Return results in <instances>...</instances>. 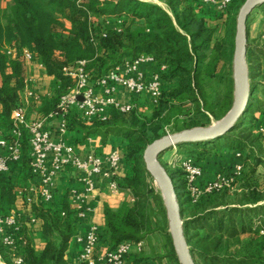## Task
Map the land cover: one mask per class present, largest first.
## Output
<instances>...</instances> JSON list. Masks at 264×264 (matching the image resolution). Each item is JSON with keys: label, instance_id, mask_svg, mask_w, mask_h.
I'll use <instances>...</instances> for the list:
<instances>
[{"label": "trees", "instance_id": "trees-1", "mask_svg": "<svg viewBox=\"0 0 264 264\" xmlns=\"http://www.w3.org/2000/svg\"><path fill=\"white\" fill-rule=\"evenodd\" d=\"M160 1L170 13L143 0H7L0 7L1 127L10 126L11 111L21 104L22 49L42 62L55 83L52 96L39 106L34 104L40 116L57 111L58 98L74 84L62 69L79 60L85 61L88 81L95 83L123 62L131 63L148 54L164 67L163 79L176 82L172 88L163 89L157 105L148 114L138 107L126 112L112 108L106 118L93 119L89 124L71 117L70 129L80 128L85 136L97 134L103 145L111 136L125 141L121 161L130 164V172L114 180L120 191L129 192L131 201L126 199L116 209L103 205L104 224L99 226L93 253L98 256L123 242L135 245L146 239L151 241L152 237L160 246L152 250L153 257L144 249H132L125 264H150V261L179 264L168 232L163 198L145 170L142 159L145 146L169 133L170 125L171 133L207 126L210 116L221 119L233 102V38L236 16L244 0H231L225 12L200 0ZM216 17L222 18L224 26L219 37L217 29L207 24L209 18ZM113 24H118L119 31ZM7 47L13 52L11 56L6 54ZM246 61L252 78L249 103L242 121L222 136L237 144L240 153L223 172L230 178L228 184L222 182L220 187L201 193L192 202L181 169L167 170L195 264H264V175L257 169L264 164V134L258 132L264 123V105L255 98V90L264 83L255 80L262 74L264 53L247 45ZM218 78L225 79V84L220 101L214 105L208 85ZM206 143L177 145L193 149L186 153L193 155L202 168L199 159L213 149ZM27 163L24 143L21 162L0 175V205L4 210L22 201L16 191L24 178L29 177ZM237 163H241V169L234 173ZM203 170L197 182L201 186L208 182L202 178ZM66 196L67 191L58 201L30 206L21 230L26 239L21 251L26 264H70L67 253L72 240L75 242L74 226L78 218ZM29 228L41 232L44 238L41 248L31 244ZM0 256L8 260L7 248L1 242Z\"/></svg>", "mask_w": 264, "mask_h": 264}, {"label": "built area", "instance_id": "built-area-1", "mask_svg": "<svg viewBox=\"0 0 264 264\" xmlns=\"http://www.w3.org/2000/svg\"><path fill=\"white\" fill-rule=\"evenodd\" d=\"M200 1L203 4L214 6L218 11L225 12L231 0ZM114 26L119 31L118 24ZM5 51L7 55L13 54L11 48L7 47ZM20 57L24 70L21 104L12 109L10 126L7 128L0 126V175L7 174L13 164L21 162L24 143L29 170L26 182H23L16 191L17 196L22 200L21 203L5 210L0 205V242L7 248V258L10 264H26L21 254L26 243V239L21 234L24 218L30 211V206L57 199L58 194L53 184L56 174L69 168H75L89 173L88 176L81 178L85 192L94 190V181L89 177L90 174L106 178L112 191L119 190L114 178L119 175L120 171V151L112 149L104 158L94 155L80 159L75 145L69 142L67 137L71 117L75 115L89 124L93 119L106 118L112 108L119 112H126L136 107L137 99L144 95L150 99L153 107L157 105L165 84L162 77L164 67L161 65H158V69L148 76L138 71L140 63L154 60L148 54L140 55L131 63L123 62L95 83L88 81L85 61L79 60L74 65L65 66L62 69L64 75L71 78L74 84L58 98L57 111L49 112L45 116L30 117L27 114L29 103L39 106L44 99H49L53 94L55 83L49 90L44 87L43 80H40V76H47L44 66L27 49L20 51ZM30 64H33V73L29 71L28 65ZM118 87L129 92L134 100L129 104H120L114 96ZM53 119H58V123L55 127H50L49 122ZM258 132L264 134V123L258 127ZM171 147L173 151L169 163L171 168H179L183 172L192 202H195L201 193L217 189L222 182L228 184L230 178L223 174L224 176H217L214 181H208L202 186L198 185V179L202 176L201 166L196 164L192 157L178 153L175 150L176 145ZM239 155L240 153L237 154ZM240 169L241 163H237L233 172L239 173ZM71 193L77 199L75 214L77 218H82L85 210L84 193L74 189ZM31 223H34L33 220ZM98 229L99 226L91 222L85 234L75 235L74 241L82 244V250L74 264H99L100 262L101 264H125V258L132 249L141 250L143 247L142 241L135 245L123 242L113 250L94 256Z\"/></svg>", "mask_w": 264, "mask_h": 264}, {"label": "water", "instance_id": "water-1", "mask_svg": "<svg viewBox=\"0 0 264 264\" xmlns=\"http://www.w3.org/2000/svg\"><path fill=\"white\" fill-rule=\"evenodd\" d=\"M262 4L264 0H244L236 16L232 55L233 102L227 113L221 119L204 127L166 133L147 144L142 152L145 170L160 191L164 201L168 232L179 264H195V262L184 236L183 220L173 181L157 158L162 152L177 144L214 141L238 124L249 103L250 95L249 69L246 61L247 18L255 7Z\"/></svg>", "mask_w": 264, "mask_h": 264}, {"label": "crops", "instance_id": "crops-1", "mask_svg": "<svg viewBox=\"0 0 264 264\" xmlns=\"http://www.w3.org/2000/svg\"><path fill=\"white\" fill-rule=\"evenodd\" d=\"M29 71L34 72L33 64L28 65ZM158 69V64L156 61L147 60L144 63H140L138 65V71L144 75L148 76L153 71ZM40 80H43L44 87L48 90L53 87L54 80L51 76L47 75L46 77H41ZM165 81V84L163 86V89L168 90L173 87V84H175L174 80ZM114 96L118 100L120 104H129L132 101V95L127 92L124 88L118 87L115 92ZM148 98L147 96H140L138 99V103L136 107L139 108L140 111L146 112V105L149 106L151 103H147L145 99ZM146 102V103H145ZM27 114L30 117L34 116H40L37 112V109L34 108L33 103H29L27 106ZM77 121L86 124L85 122L81 121L79 118H77L75 115H73ZM58 123V119H53L49 122V126L55 127ZM68 141L73 143L76 148L77 155L80 159H85L88 156H102L103 158L112 150L117 149L120 152L124 150L125 141L121 137L111 136L108 138L107 143L103 145L100 142V137L97 134H88L84 135V132L80 128L76 129H70L67 133ZM237 154V153H236ZM120 171L119 176L126 175L130 172V164L126 162L120 161ZM205 174L208 172L206 168H204ZM21 173V171H20ZM88 172L78 170L75 168H69L64 170L63 172H59L54 177V187L57 191V201L58 198H60L65 191H67V202L69 206L73 210H75L77 205V199H75V196L73 193H71V190H77L78 192H83L85 196V210H84V216L82 218H78V220L75 222L74 231L75 235H83L87 232L89 228V224L91 222H95L98 226L103 225V205L107 204L109 207L116 209L119 207L123 201L126 199H130V195L128 191H112L108 186V180L102 176L90 174L89 177H91L94 181V190L85 192V186L81 181V178L88 176ZM205 177L206 181H210L213 179V177H210L209 173L206 174ZM214 176V175H213ZM23 182H26V178H24ZM201 186V185H200ZM61 190V191H59ZM64 191V192H63ZM28 238L31 241V244H34L35 248H41L44 244V238L41 235V232L38 230L34 231L31 228L27 230ZM74 235V237H75ZM70 249L67 253V258L70 262V264L75 263L77 261L78 254L82 250V244L77 242L70 243ZM101 264V262L99 263ZM150 264H153L150 261Z\"/></svg>", "mask_w": 264, "mask_h": 264}, {"label": "rangeland", "instance_id": "rangeland-1", "mask_svg": "<svg viewBox=\"0 0 264 264\" xmlns=\"http://www.w3.org/2000/svg\"><path fill=\"white\" fill-rule=\"evenodd\" d=\"M143 1H148L153 4H157L167 10L170 13V10L166 6V4L160 0H143ZM7 0H0V7H4L6 4ZM207 24L210 27H215L216 30V36H221L223 33V20L220 17H216L215 19H208ZM114 25V24H113ZM248 35H247V45L248 47L255 46L257 50H261L264 53V6H257L255 7L249 14L247 18V28H246ZM262 70H261V75L259 77H256L255 80L257 81H262L264 82V61L262 63ZM249 69V83H252V78H250L251 75V68L250 65H248ZM33 73V72H31ZM38 73V71H37ZM169 81V79H168ZM176 83V82H175ZM224 84H225V79L223 78H218L214 81H211L208 85V89L210 92V101L212 104L217 105L218 102L221 99L222 92L224 89ZM165 90V88H164ZM257 101L260 105H264V83L261 84L257 89L255 90ZM134 99L132 98L131 101ZM139 99H137L136 103H138ZM145 101L147 103H150V99L146 98ZM145 102V103H146ZM146 112L145 113H150L153 109V107L149 104L146 105ZM242 117L239 120V122L242 121ZM217 120L210 116V125L211 123L216 122ZM167 131L171 133V125L167 126ZM205 146H212L213 149L210 150V153L208 156H205L203 159H199L202 165V168L207 169V173H209L210 177H213L211 181H214L217 176H224L223 172L226 171L231 164H233L236 161L237 154L239 153L237 149V144H234L231 142L229 139L226 137H221L218 139H215L214 141H209L208 143L205 144ZM186 147V146H185ZM185 147L180 148L178 145H176V151L180 153L181 155L188 156L189 153L187 154L186 152L188 151H193V149L186 150ZM186 150V151H185ZM173 151V148L170 147L169 149L165 150L159 155L158 162L161 164V166L167 171L168 169L171 168V164L169 163L171 161V153ZM237 151V152H236ZM237 153V154H236ZM191 156V155H190ZM193 156V155H192ZM191 156V157H192ZM238 157V156H237ZM194 158V157H193ZM264 162V160H262ZM258 172L262 175H264V164H260L258 166ZM206 173V174H207ZM205 174L203 170V175L206 177L207 175ZM214 175V176H213ZM205 177H202L204 180ZM226 177V176H225ZM61 191V190H59ZM64 192V191H63ZM158 240L155 239V237L151 238V241L149 239L144 240L143 242V247L142 250L148 255L152 254L153 249H159V244ZM151 256V255H150ZM155 255L152 254L151 257ZM0 264H10L7 259H3L0 256ZM74 264V263H72Z\"/></svg>", "mask_w": 264, "mask_h": 264}]
</instances>
